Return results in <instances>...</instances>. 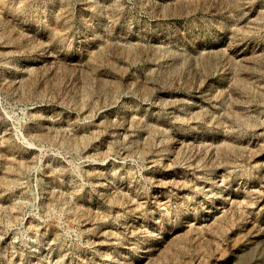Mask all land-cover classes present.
Wrapping results in <instances>:
<instances>
[{
    "label": "rangeland",
    "instance_id": "1",
    "mask_svg": "<svg viewBox=\"0 0 264 264\" xmlns=\"http://www.w3.org/2000/svg\"><path fill=\"white\" fill-rule=\"evenodd\" d=\"M0 264H264V0H0Z\"/></svg>",
    "mask_w": 264,
    "mask_h": 264
}]
</instances>
